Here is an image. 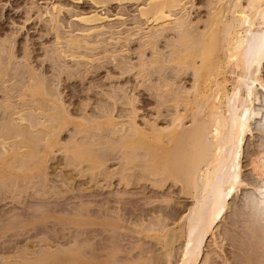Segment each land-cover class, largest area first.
<instances>
[{
  "label": "rangeland",
  "instance_id": "374dc122",
  "mask_svg": "<svg viewBox=\"0 0 264 264\" xmlns=\"http://www.w3.org/2000/svg\"><path fill=\"white\" fill-rule=\"evenodd\" d=\"M186 1L191 21L202 27L216 0ZM141 3L0 0V76L5 75L0 77V123L19 124L18 112L24 114L28 123L20 125L37 153L11 163L7 177L0 169V264L178 262L183 243L178 227L192 200L156 168L153 153L126 148L124 139L132 122L148 131L152 124L169 127L178 111L184 114L181 103L176 108L172 101L185 97L193 78L168 62L177 38L171 28L155 47L147 46ZM93 12L113 21L87 35L76 18ZM69 37L85 43L72 49ZM157 56L160 61L152 64ZM41 80L50 95L34 98L30 90ZM36 105H44L46 114L58 105L69 125L51 135L41 125L54 121ZM191 121L185 119L184 128ZM260 128L258 120L244 147L243 179L249 187L231 201L215 239L205 240L200 264H264V216L254 209L260 181L250 167L264 147Z\"/></svg>",
  "mask_w": 264,
  "mask_h": 264
},
{
  "label": "bare ground",
  "instance_id": "6f19581e",
  "mask_svg": "<svg viewBox=\"0 0 264 264\" xmlns=\"http://www.w3.org/2000/svg\"><path fill=\"white\" fill-rule=\"evenodd\" d=\"M90 1L96 6H103L110 2L117 4L142 2L139 8V17L143 21V25L147 27L143 31L147 46L150 45L152 48L156 46L157 39L170 28L177 34V38H174L175 42L171 44L174 46L173 56L171 55L172 58L168 59V62L176 65L177 67H174L178 68L182 74L190 72L193 78L191 89L182 91L185 97L182 99L181 95L179 97L177 95L176 99L172 101L176 108L181 103L184 107V114L178 111V115L176 118L173 116L172 119H175L171 121L169 127L159 128L152 124L148 131L142 130L135 122H132L129 127L125 128V131L129 130L130 133L125 135L124 147L145 148L146 153H153L155 156L153 163L156 168L163 171L168 180L180 184L182 193L191 198L192 204L187 210L188 213L181 219V224L178 227L183 243L176 264H200L201 259L204 261L201 256L205 251V247H203L205 240L208 237L215 239V230L227 215L231 201L242 188L249 187V184H246L243 179V153L247 137H254L253 125L258 120L261 122L259 131L264 135V100L261 97V94L264 97V0L210 1V13L208 18H205L202 27H199V23L193 24L191 21L186 0ZM52 8L53 12H56L55 14L60 13L58 8ZM53 14L47 12V15ZM122 18L121 16L117 17L119 20ZM76 19L86 28L83 32H86L87 35L105 29L106 24L113 21L108 16L100 15L97 12L78 16ZM140 30L142 29L140 28ZM82 42L85 43L84 39L80 41L78 37H69L67 45L72 49H81ZM70 56L72 55L70 54ZM158 56L155 62L151 61L152 64H157L160 61ZM9 62L11 63V61ZM4 76L2 73L0 77L3 79ZM47 85L41 80L32 88L30 87L31 96L35 98L50 95ZM169 86L167 84L165 88ZM6 106L7 104H5ZM43 106L40 108L38 106L41 114L52 118L54 122H51L53 124L50 126H46L43 121L42 125H37L48 129L51 135L69 125L67 124L70 123L68 117L60 114L58 105L55 109L51 108L54 110L53 112L47 111V114L43 110L45 109ZM18 113L20 123H28L24 114ZM36 116L39 115L36 114ZM187 118L192 120L191 127L184 128L183 122ZM15 121L6 120V122L2 121L4 124L0 123L2 177L12 174L10 165L15 164L18 159L29 160L30 156L33 157V153L37 154L35 153V144L31 142L29 136L27 137L20 123H15ZM35 127L30 125V128ZM121 127L119 130L123 128ZM86 144L88 145V143ZM90 144L92 145V143ZM85 148L87 149V147ZM99 162L101 163V161ZM250 167L260 181V185L256 188L259 197L254 209L258 215L264 216V147L261 152L252 157ZM168 264H172V262Z\"/></svg>",
  "mask_w": 264,
  "mask_h": 264
}]
</instances>
